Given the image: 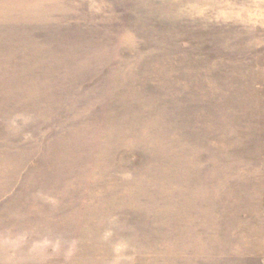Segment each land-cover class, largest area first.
I'll return each mask as SVG.
<instances>
[{
	"label": "rangeland",
	"instance_id": "rangeland-1",
	"mask_svg": "<svg viewBox=\"0 0 264 264\" xmlns=\"http://www.w3.org/2000/svg\"><path fill=\"white\" fill-rule=\"evenodd\" d=\"M0 264H264V0H0Z\"/></svg>",
	"mask_w": 264,
	"mask_h": 264
}]
</instances>
